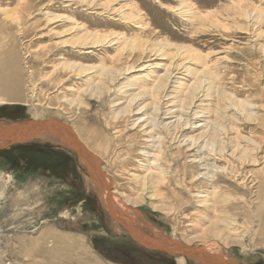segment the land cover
I'll return each mask as SVG.
<instances>
[{"label": "rangeland", "instance_id": "rangeland-1", "mask_svg": "<svg viewBox=\"0 0 264 264\" xmlns=\"http://www.w3.org/2000/svg\"><path fill=\"white\" fill-rule=\"evenodd\" d=\"M12 46L22 100L0 103V123L75 130L118 208L150 237L162 232L219 263L264 264V0H0L6 66ZM165 69L166 119L152 93ZM154 116L166 128L146 124ZM222 143L224 156L212 149ZM69 145L0 146V264H179L182 252L147 247L108 213Z\"/></svg>", "mask_w": 264, "mask_h": 264}, {"label": "bare ground", "instance_id": "bare-ground-1", "mask_svg": "<svg viewBox=\"0 0 264 264\" xmlns=\"http://www.w3.org/2000/svg\"><path fill=\"white\" fill-rule=\"evenodd\" d=\"M246 15H247V13H246ZM84 39H86V37ZM87 43H88L87 40H83L79 44L81 46H86ZM134 44H136V43H134ZM144 46L145 45L141 46V48H142V49H140L141 50V55L145 54V52H146V49L147 48L144 47ZM151 50H152V47H151ZM130 56H132V54ZM7 58L10 59V63L12 64L11 66L4 65V62L3 61L0 62V103H3V104L4 103H7V102L8 103H14L13 101L22 100V97H21V84H22L21 83V71H22V68H21V65L19 63V55H18V52L16 51V49H15L14 46H12L11 49L9 50L8 57ZM123 58H125V57H123ZM138 58H140V56ZM119 60H120V58H119ZM134 62H136V59H135ZM132 64L129 65L130 67L127 65L126 66V69L132 68L133 67ZM176 67H179V66H176ZM168 70L166 71V69H165L166 72L162 76H159V78H157L154 81V86L156 85L155 87L158 88V90L154 89V92H152L153 93V97H154L153 99H155V107L154 108H155V111L157 112L155 114H158V115L163 114V115L160 116V118L162 116H164V114H165V117H164L165 119H166L167 114L169 115V113L172 110H171L170 107H168L167 109H164L165 110L164 111L160 107L161 106L160 103L161 104H165V103H163V102L160 101V100H162V94H161V91L162 90L160 91L159 89L164 87V85H165L164 84V81L166 83V79H168V76L170 77V75H171ZM109 71L110 70H108V69H104V73L105 72L107 73ZM113 72H114V70H113ZM199 72L200 71H198V73ZM164 77H166V79L165 80H162ZM198 78H199V76H198ZM206 80H208V79H206ZM194 84L196 85V83H194ZM195 85L193 87L194 89H195ZM202 85H201V87H202ZM196 88H197V86H196ZM141 89H143V88H141ZM190 89H191V87H190ZM195 90H193V91L195 92ZM190 92H192V91H190ZM139 93H140V91H139ZM136 95H137V93H136ZM139 95H137L134 98L131 97L132 98L131 101L134 100V99H136ZM168 111H169V113H168ZM172 114H174V113H172ZM172 114H170V115H172ZM39 115H40V113H39ZM155 116L154 117H150L151 119H148V121H146V124L153 121V124H152L153 127L154 128H157L158 129V132H159V131L163 130L164 128H166V124H165V126H161L160 121H157L156 119H158V118H156ZM174 116L178 117L179 120H181L183 118V115L182 114H179L178 112ZM140 118L141 117H139V119ZM145 120H147V118ZM59 123L58 122H55V120L53 121L52 119L50 121H43V122H26V124H24L22 126L19 125V123L18 124L17 123H15V124H4V123H0V146H7V145H9L11 143L17 142L19 139L22 140V142H23V140L34 139V138H36V139H42V140H48V141L56 142V143H59V144H71V145L74 144V146L77 147L76 150L80 153L81 158L86 163L85 164L86 167L88 168V170L90 172H92L91 174H93V176H94L93 178L91 176H89V177L92 178L91 179V181H92L91 182V185L93 184L94 186H96L97 190L100 193L101 199L103 201V204H104L106 210L108 211V213L116 221L122 222L123 224H125L128 227V229H129L128 231H130V235H132L135 239L139 240L141 243H143L147 247L162 249V250L168 251L170 253L182 252V254L178 257L179 264H184L186 262V256H185V254H188V256H192L193 258H195L197 260V262L199 260L201 261L202 259L206 258L208 260L209 264H210V262H211V264H224L227 256H225V259L222 258V259H224L223 262H220L219 263L217 260H215V259H217V258H215L216 256L214 257L215 259H213L211 257L209 251L207 252L205 250L204 251L201 250L204 253L203 254L197 248H192V247L188 246L185 243H182V242H179V241L178 242L177 241H173V239L172 240L171 239L169 240L166 237V235L164 233H162V232H159V231L156 232V231H154L153 237H150L149 235H147L146 233H144L143 229L141 228V225H139L140 223L137 224V221L138 220L136 221V220H134L131 217V215L129 213L131 210L128 212V211H126L127 209H124L125 210L124 211V210L118 208V204L119 203L117 204V202H116V197L117 196L113 195L112 190H111V188H112L111 187V182H109V178H107V176L101 170L100 160L97 158V156H95V154L91 153V151H89L87 149V147L85 145H83V143L79 140V136H77L78 134H76L75 130L74 131L73 130H70L65 125L63 126V125H61ZM200 125H202V124H200ZM63 134H64V136H63ZM92 135H94V134H92ZM159 138H161V137L159 136ZM162 138L165 141V136H163ZM163 140L160 139V142L159 143H163L164 142ZM69 141H71V143ZM216 142H217V140H214L213 139V141L211 142L212 143L211 145L214 147L216 144H218ZM205 143H207V141ZM71 145H69V146H71ZM224 145L222 143V145H220L216 150H215V148H212V149L214 151H220V153L222 154V156H224L223 153L224 152L226 153V151H227V150H225V148H224L225 146ZM232 151L229 152V154L231 153L232 154L231 156H236L235 155L236 150H232ZM215 153H217V152H215ZM242 155H243V153H242ZM159 159H160L159 156H156L155 157V160L157 161L156 164H160L159 163ZM200 161H202V158H200ZM214 168H216L217 170L220 169V168H222L221 170H223V171L224 170H228V168L226 166H222V167L221 166H217L216 163L214 165ZM229 171L233 174V177L234 178H237L236 175H235L237 173L236 171H234L233 169L232 170L229 169ZM145 178L146 177H144V179ZM94 186H92V187H94ZM98 191H97V193H98ZM260 198H261V201L263 203H262L261 208H259V210L257 212H258V218L260 219V231L264 235V191H263V193L260 194ZM125 208H128V207H125ZM139 215L141 216V219H142L141 221H143L144 223H146V220L143 218V216L140 213H139ZM136 216H137V214H136ZM220 218H222V217H220ZM234 221H229V220L226 219L225 220V223H224L225 227L231 228L230 226L233 225V222ZM219 232H221V231H219ZM213 254H214V252L212 253V256L215 255V254L214 255ZM217 254H218V252H217ZM227 260H228V258H227ZM228 261H231V260H228ZM228 261H226V262H228ZM229 264H236V263L231 262Z\"/></svg>", "mask_w": 264, "mask_h": 264}, {"label": "water", "instance_id": "water-1", "mask_svg": "<svg viewBox=\"0 0 264 264\" xmlns=\"http://www.w3.org/2000/svg\"><path fill=\"white\" fill-rule=\"evenodd\" d=\"M24 124H26V122H21V123H19V125H21V126L24 125Z\"/></svg>", "mask_w": 264, "mask_h": 264}]
</instances>
